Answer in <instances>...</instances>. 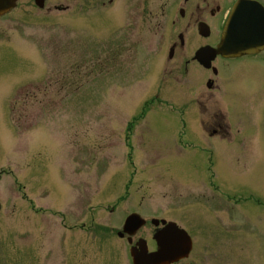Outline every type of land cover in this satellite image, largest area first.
I'll list each match as a JSON object with an SVG mask.
<instances>
[{
  "label": "rangeland",
  "instance_id": "rangeland-1",
  "mask_svg": "<svg viewBox=\"0 0 264 264\" xmlns=\"http://www.w3.org/2000/svg\"><path fill=\"white\" fill-rule=\"evenodd\" d=\"M179 1L19 0L0 17V264H133L131 213L152 251V219L187 230L174 264H264V51L224 68L216 94L236 101L212 137L206 80L169 56L180 31L197 45Z\"/></svg>",
  "mask_w": 264,
  "mask_h": 264
},
{
  "label": "flooded vegetation",
  "instance_id": "flooded-vegetation-1",
  "mask_svg": "<svg viewBox=\"0 0 264 264\" xmlns=\"http://www.w3.org/2000/svg\"><path fill=\"white\" fill-rule=\"evenodd\" d=\"M146 0H143L145 2ZM240 0H180L179 13L182 19H186V25L188 27L196 26L197 39L195 40L197 45H194L190 41V36L187 32L180 31L178 34V41L173 40L171 47L174 51L173 58L177 53V49L182 52V63L184 64L185 72L189 75L190 81H204L206 80L207 90L201 89L200 93L196 97L197 104L200 105V113L204 117L212 119V121H206V131L210 133L212 137H224V135L230 134L231 126L226 123V119L230 115V105L236 101L231 97L222 98V96L216 94L222 87L218 82L221 80L224 88V94L227 92V86L222 77H224V68L229 67L232 61L240 60L245 57H251L257 55L264 50L256 52L254 54H245L242 56H212L207 53H200L203 47H216L220 42L224 30L226 20L236 2ZM258 1L264 5V0ZM176 22V21H174ZM195 31V30H194ZM193 46V47H192ZM180 62V61H179ZM200 62H204L206 67ZM198 67L194 78L191 74L192 66ZM235 95V94H232ZM221 104L224 108L221 107ZM231 116V115H230ZM229 116V117H230ZM215 119V120H214ZM217 121V122H216ZM239 132V131H238ZM223 139V138H222Z\"/></svg>",
  "mask_w": 264,
  "mask_h": 264
},
{
  "label": "water",
  "instance_id": "water-1",
  "mask_svg": "<svg viewBox=\"0 0 264 264\" xmlns=\"http://www.w3.org/2000/svg\"><path fill=\"white\" fill-rule=\"evenodd\" d=\"M18 0H0V15H3L14 8ZM46 0H36L40 7L45 6ZM244 4L236 6L231 17L225 25L223 39L217 49L210 48V51L222 54H243L252 53L264 48V16L255 17L253 14H245ZM203 51H207L206 48ZM1 208V204H0ZM152 223L158 226L162 223L163 228L158 230L154 237L157 241V250L149 251L147 241L140 239L131 248V255L134 264H171L184 257L189 256L193 247L191 236L187 231L176 225L175 222L153 219ZM146 224V220L138 214H131L127 217L124 231L119 233L124 237L130 235L129 242L132 243V236Z\"/></svg>",
  "mask_w": 264,
  "mask_h": 264
}]
</instances>
